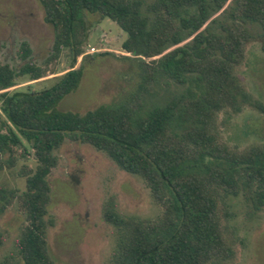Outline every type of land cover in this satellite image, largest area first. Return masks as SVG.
Returning a JSON list of instances; mask_svg holds the SVG:
<instances>
[{
	"label": "trees",
	"instance_id": "16d2710c",
	"mask_svg": "<svg viewBox=\"0 0 264 264\" xmlns=\"http://www.w3.org/2000/svg\"><path fill=\"white\" fill-rule=\"evenodd\" d=\"M39 1L54 28L50 56L38 64L22 41L18 68L0 61V169L28 154L24 142L35 161L23 171L26 189L12 192L27 215L18 240L23 264H55L47 241L54 224L46 219L48 176L58 163L55 150L67 139L91 145L142 178L161 209L157 218L141 219L119 213L113 200L106 203L104 219L118 231L111 264H224L233 258L221 206L242 192L254 210L264 209V146L229 147L219 137L218 117L261 106L236 68L249 43L259 38L264 48V0ZM88 14L110 18L127 34L122 48L138 60L140 81L114 105L61 110V100L84 76ZM252 25L261 31L255 34ZM64 50L71 66L51 72V86L16 87L21 79L48 76ZM3 243L0 230V248Z\"/></svg>",
	"mask_w": 264,
	"mask_h": 264
},
{
	"label": "rangeland",
	"instance_id": "374dc122",
	"mask_svg": "<svg viewBox=\"0 0 264 264\" xmlns=\"http://www.w3.org/2000/svg\"><path fill=\"white\" fill-rule=\"evenodd\" d=\"M150 3L153 0H143ZM39 0H0V61L18 68L19 47L27 41L32 59L44 65L54 42V28L45 22ZM89 34L85 46L84 76L79 88L64 97L59 109L84 113L106 104L114 105L135 90L140 81L138 60L122 48L127 34L108 17L87 15ZM257 34L261 30L252 25ZM78 58L76 67L81 63ZM71 66L64 50L52 63L48 76L37 80H19L18 89L28 85L40 91L54 82ZM236 74L252 98L259 102L247 104L239 111L228 109L218 117L219 137L229 147L245 150L264 146V48L263 40L249 43L245 61ZM4 119V117H2ZM17 159L12 167L0 169V230L4 243L0 263L23 264L18 254V240L27 224V215L12 192L26 189V166L34 167L32 149ZM58 163L48 176L51 200L47 220V241L55 264H111L117 241L116 227L107 222L103 210L113 200L119 213L141 219H155L160 207L154 202L142 178L122 170L106 153L89 144L65 140L55 150ZM9 201V202H8ZM225 232L235 255L224 264H264V209L254 210L241 192L225 197L221 206Z\"/></svg>",
	"mask_w": 264,
	"mask_h": 264
}]
</instances>
